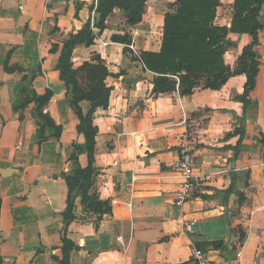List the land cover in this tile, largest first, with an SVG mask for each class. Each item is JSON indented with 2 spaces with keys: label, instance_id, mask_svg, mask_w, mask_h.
<instances>
[{
  "label": "crops",
  "instance_id": "1",
  "mask_svg": "<svg viewBox=\"0 0 264 264\" xmlns=\"http://www.w3.org/2000/svg\"><path fill=\"white\" fill-rule=\"evenodd\" d=\"M169 1L174 5L161 9L147 0L133 26L113 24L118 11L124 14L116 8L100 30L98 0H0V168L8 169L0 175V264H60L65 237L78 246L71 264H188L195 248L210 264H264V4L256 88L244 106L237 96L246 74L216 90L152 94L156 74L113 41L138 30L139 52H160L164 17L177 6ZM234 2L221 1L217 24L231 25ZM88 23L95 42L77 45L73 63L101 57L111 73L106 82L115 87L109 106L93 115L99 131L89 193L112 208L101 219L63 176L89 165L73 95L58 69L69 34ZM230 39L225 59L236 69L252 38L231 33ZM49 89L46 105L33 99ZM80 104L90 111L89 101ZM41 112L62 127L60 136ZM242 117L246 135L239 144L240 135L231 134ZM181 148L193 152L197 174L209 178L177 205ZM69 205L72 220L64 216Z\"/></svg>",
  "mask_w": 264,
  "mask_h": 264
},
{
  "label": "trees",
  "instance_id": "2",
  "mask_svg": "<svg viewBox=\"0 0 264 264\" xmlns=\"http://www.w3.org/2000/svg\"><path fill=\"white\" fill-rule=\"evenodd\" d=\"M222 0H177L173 12L166 13L162 34V47L160 52L141 51L139 56H134L144 64V69L156 74L153 80L152 94L172 93L178 88L182 95H191L199 88L220 89L234 74H246L247 82L243 94L237 96L244 106L252 102V92L256 88V78L259 72V32L262 23L259 20L264 0H235L234 14L230 26H221L216 23L217 10ZM147 0H98L96 11L100 18L98 28L104 30L108 17L116 8L121 9L129 26L140 23L146 10ZM248 34L251 42L244 46L239 56V67L232 69L225 59V54L233 44L230 34ZM96 34L90 23L75 33L69 34L64 43L60 56L58 69L61 78L71 89L73 98L71 104L77 113L80 124L78 130L86 137V148L89 156V165L85 168L64 173L71 191H78L82 202L99 219L104 214L111 213L109 202H105L98 195H91L89 190L92 185L94 173L96 135L99 131L94 124L93 115L97 108H107L110 104L112 91L115 87L106 82L111 74L107 65L97 56L92 62H85L75 68L72 61L73 50L77 45H92ZM113 41L126 45L125 54L132 50L128 47L131 37L128 32L116 34ZM58 48L54 46L53 50ZM137 57V58H136ZM86 70L89 85L83 86L78 78L79 70ZM52 90H47L44 95H37L33 99L41 106L46 105L53 96ZM30 99H26L27 103ZM87 100L91 109L84 113L81 102ZM45 124L56 129L60 136L62 127L55 124L52 118L41 112ZM41 138L44 140L45 126L41 125ZM231 135H240V142L246 135V122L241 118L239 127ZM238 144V145H239ZM239 153V148L236 149ZM67 220H72L75 215L69 205L64 212ZM65 255L59 259L60 264H71L70 253L78 248L77 244L64 238Z\"/></svg>",
  "mask_w": 264,
  "mask_h": 264
},
{
  "label": "built area",
  "instance_id": "3",
  "mask_svg": "<svg viewBox=\"0 0 264 264\" xmlns=\"http://www.w3.org/2000/svg\"><path fill=\"white\" fill-rule=\"evenodd\" d=\"M138 33V30L132 32V41L128 45V47L132 49L137 56H139V49L136 46L135 37ZM72 61L75 62L76 59L72 58ZM195 167L196 160L193 152L189 149L181 148L179 159L175 164V169L178 176L176 191L177 205H183L189 201L192 198L197 185L204 183L209 178L207 174H197ZM261 209H263V206ZM191 226L192 224L188 225L189 228H191ZM240 257L241 253H238L237 258L240 259ZM188 264H210V262L207 260L205 253L201 249L195 248L193 249L192 257Z\"/></svg>",
  "mask_w": 264,
  "mask_h": 264
},
{
  "label": "rangeland",
  "instance_id": "4",
  "mask_svg": "<svg viewBox=\"0 0 264 264\" xmlns=\"http://www.w3.org/2000/svg\"><path fill=\"white\" fill-rule=\"evenodd\" d=\"M159 5V8H163L165 9L166 7H170V6H173L174 4L173 3H170L169 0H149V6H158ZM218 11V10H217ZM113 24H116V25H119V24H126V18H125V15L121 12L118 11V13L114 16V19H113ZM131 28H134V27H131ZM146 29V28H145ZM155 31L157 32V28H155ZM132 32H133V29L129 31V34H130V37H131V41H132ZM157 37V36H156ZM126 46V45H125ZM132 50V49H131ZM139 51V50H138ZM140 53V52H139ZM127 55L130 57H134V56H137L136 53L132 50V53H130V51L127 52ZM83 64V63H82ZM75 65V64H74ZM82 65H77V66H74L75 68H78ZM78 78L81 82V84L83 86H88L89 85V77H88V73L87 71L84 69V70H79V73H78Z\"/></svg>",
  "mask_w": 264,
  "mask_h": 264
},
{
  "label": "water",
  "instance_id": "5",
  "mask_svg": "<svg viewBox=\"0 0 264 264\" xmlns=\"http://www.w3.org/2000/svg\"><path fill=\"white\" fill-rule=\"evenodd\" d=\"M5 172H8V169L0 168V175H1V174H4Z\"/></svg>",
  "mask_w": 264,
  "mask_h": 264
}]
</instances>
